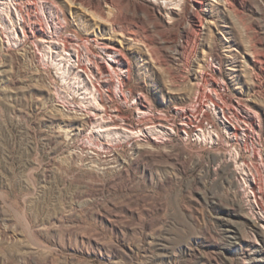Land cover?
I'll return each mask as SVG.
<instances>
[{"label":"rangeland","instance_id":"obj_1","mask_svg":"<svg viewBox=\"0 0 264 264\" xmlns=\"http://www.w3.org/2000/svg\"><path fill=\"white\" fill-rule=\"evenodd\" d=\"M0 264H264V0H0Z\"/></svg>","mask_w":264,"mask_h":264},{"label":"bare ground","instance_id":"obj_2","mask_svg":"<svg viewBox=\"0 0 264 264\" xmlns=\"http://www.w3.org/2000/svg\"><path fill=\"white\" fill-rule=\"evenodd\" d=\"M200 4H204V0H198ZM100 6V5H99Z\"/></svg>","mask_w":264,"mask_h":264}]
</instances>
